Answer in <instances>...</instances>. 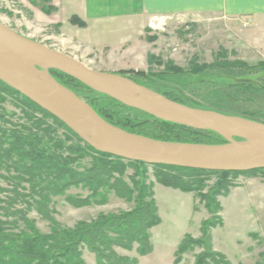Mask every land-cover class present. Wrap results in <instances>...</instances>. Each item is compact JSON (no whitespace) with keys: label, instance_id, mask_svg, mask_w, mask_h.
<instances>
[{"label":"rangeland","instance_id":"374dc122","mask_svg":"<svg viewBox=\"0 0 264 264\" xmlns=\"http://www.w3.org/2000/svg\"><path fill=\"white\" fill-rule=\"evenodd\" d=\"M174 18L164 17L159 19V22L152 23V29L145 31L143 38L134 39L135 48L127 46L116 55L110 54L108 50L84 54L80 52V46L68 41L64 36H59L53 29L41 30L34 21L32 9L26 1L0 0V23L17 34L55 51L68 52L64 54H69L93 71L130 78L138 85L146 86L171 101L175 100L184 106L208 111L216 110L212 109V104L216 101L215 90L225 88L228 93L232 92L230 107H234L238 112H246L255 118L253 121L264 123V94L259 91L252 92V90L264 88V70H246L239 66L232 70H214L210 67L218 62L240 63L241 65L246 63L251 66L256 64L259 58L244 60L243 54L233 49L235 37L230 34L227 25L220 19L211 18L209 21L194 23L186 18ZM131 50H133L132 53L129 52ZM126 51L129 53H125ZM195 68H198L199 71H195ZM54 76L62 85L75 90L79 97L92 108L100 110L103 116L108 115L112 118L111 121L106 119L107 121L119 128L125 127L124 130L127 132L158 141L165 139L169 142H175L173 140L207 142L209 139L204 134L196 137L191 131L187 132L177 128L172 131L165 129L155 118L124 107L117 102L115 104L113 100L88 91L81 86L77 87L68 79L58 75ZM25 100V97L14 93L0 82V138L3 132L8 136H11L12 132H17L24 136H30L31 140L38 137L46 149H52V145L58 139L62 140L66 147L75 146V143L64 142L68 134L65 127L50 115L45 116L37 108L29 106ZM219 111L215 112L241 117L228 109H219ZM7 139L8 144L10 137ZM80 140L82 141L79 144L80 147H84V144L90 146L81 138ZM6 146L8 145H4V148ZM91 163V158L81 161L80 171L89 168ZM146 170V183L155 185L154 169L147 167ZM262 175L264 176V173L258 172L253 176H230L228 180L233 186L232 188H240L244 185L243 178H253L259 181L264 179ZM133 176L134 168H127L124 181L129 186H131L129 179ZM15 177L17 174L10 169L9 165L0 169V200L14 199L16 201V197L12 194V191L15 190L13 188L16 186L12 187L9 181ZM204 177L207 180L205 188L197 194L191 193V200L188 201L171 199L166 195V192H175V195L185 198L190 196L155 185L154 199L161 223L149 231L152 252L143 257L139 256L135 249L131 252L115 249L116 253L122 257L136 259L137 264H173L175 252L185 236L189 235L192 239L199 240L201 238V223L210 218L199 196L206 195L211 200L216 199L214 196L210 198L215 191L213 187L223 178L217 174H209ZM135 180L138 181L137 178ZM19 185L16 191L20 195L27 196L31 192L27 183L21 182ZM45 185L41 183L40 187ZM101 195L106 201L105 204H91L82 208H72L67 200L68 198L84 199L88 197L89 192L83 188H69L61 195L50 196L48 206L51 211L50 217L61 228L74 229L79 223L95 221L99 215L120 214L130 211L134 207V203L128 204L115 197L112 192L104 190ZM101 199V197H97L98 201ZM24 200L27 201L28 198ZM17 201H20L19 198ZM226 205L228 208L225 209V219L235 218L237 224L227 225L226 228L223 227V230L214 233L215 246L228 255L231 262L226 260L229 264H264V227L259 223L246 224L244 218L240 217V214H236L240 211L235 210L237 212L231 214L229 203L227 202ZM242 206L244 205L242 204ZM26 207L25 203L20 202L13 204L10 210L24 212ZM1 215L0 213V221L6 222ZM26 218L34 232L41 236L49 235L50 223L39 217L36 212L28 211ZM14 220H18V217L7 218V221ZM241 224L244 226L238 227ZM18 226V228L7 232L17 236H21V233H30L24 229L21 222ZM212 242L213 237L211 236V248ZM190 248L181 256L179 264H195V258L202 253V250L192 246ZM82 261L84 264H96L94 256L86 250L83 251Z\"/></svg>","mask_w":264,"mask_h":264},{"label":"trees","instance_id":"16d2710c","mask_svg":"<svg viewBox=\"0 0 264 264\" xmlns=\"http://www.w3.org/2000/svg\"><path fill=\"white\" fill-rule=\"evenodd\" d=\"M41 1L45 4L49 3V0ZM52 11L51 7H47L43 12L49 15ZM70 22L80 27L84 26L75 18ZM243 64L218 62L210 67L214 70H232L238 66L246 70H264V62L251 66L246 63ZM195 71H199V69L195 68ZM49 73L57 82L59 81L54 75L68 79L77 85V87L81 86L91 91L76 80L57 71H50ZM7 88L17 93L9 87ZM71 90L79 97L75 90ZM258 91L264 94V88L261 90L257 89L256 91L252 90V92ZM231 96L232 92L228 93V90H225V88L215 90L214 98L217 102L215 101L212 104V109H216L214 111L218 112H220L219 109H228V111H232L242 118L255 120L254 117L248 115L246 112H238L234 107V109L230 107ZM25 101L29 106L37 108L45 116L49 115L29 100L26 99ZM172 101L175 102V100ZM113 102L115 103L116 101ZM92 109L105 121H107L106 119L111 121L112 118L105 115V113V116H103L100 110ZM50 117L59 122L51 115ZM107 122L110 123L109 121ZM158 122L170 131L177 128L187 132L191 131L196 137L204 134L209 138L207 142L173 140L175 143H224L220 137L210 132H199L171 123ZM59 124L67 129L68 134L64 142L75 143V146L70 145L66 147L65 143L58 139L52 145V149H46L38 137L31 140L30 136H24L17 132H12L11 136H8L5 132L2 133V137L0 138V169L9 165L10 169L17 174V177L9 180L12 187L16 186L13 188L15 190L12 191V194L16 197V201L14 199L0 200V205H5L0 206V213L6 220V222L0 221V264H84L82 261L84 250L94 256L96 264H137L136 259L119 256L115 249L127 252L135 249L136 253L141 257L152 252L149 231L153 227L158 226L161 220L158 216L154 199V185L153 183H146V168L149 166L139 162H126L122 159L114 158L86 144H84V147H80L79 144L82 143L80 138L61 122ZM120 129L124 130L125 127ZM8 137H10V143L7 144ZM161 141L169 142V140L165 139H161ZM4 145L8 146L4 148ZM86 158H91L92 163L89 168H84L80 171V162ZM129 167L134 168V176L129 179L131 186L124 181L125 173ZM151 168L154 169L156 184L165 188L178 190L182 193L197 194L202 192L207 181L204 177L206 175L217 174L222 176L223 179L214 185L215 191H213L210 197L213 198L214 196L216 199L211 200L206 195L199 196L200 201L204 203V207L210 215L208 220L201 223V238L194 240L189 235H186L175 252L173 264H179L181 256L191 249V246L202 250V253L195 258V264H229L223 255L214 252L211 248V230L222 226V219L219 216L221 206L217 198L226 196L229 189L233 187L228 180L230 176H253L258 172L264 173V170L248 173H218L166 166H152ZM21 182L27 183L30 187L31 192L27 196L20 195L16 191ZM41 183L46 185L40 187ZM69 188H83L89 192V196L84 199L68 198L67 202L72 208H82L91 204H105L106 201L101 195V192L104 190L114 193L115 197L128 204L134 203V207L130 211L120 214L99 215L95 221L91 223H79L74 229H63L50 217L51 211L48 208L50 204L49 198L50 196L61 195ZM97 197H101L102 199L98 201ZM17 198L20 201H17ZM25 198H28V200L25 201ZM20 202L26 204V211L10 210L13 204ZM30 210H33L39 217L50 223L49 235L41 236L33 231L34 229L26 218V214ZM15 216L18 217V220L7 221V218ZM20 222L24 226V229L30 232L29 234L21 233V236H17L7 232L18 228Z\"/></svg>","mask_w":264,"mask_h":264},{"label":"water","instance_id":"95a60500","mask_svg":"<svg viewBox=\"0 0 264 264\" xmlns=\"http://www.w3.org/2000/svg\"><path fill=\"white\" fill-rule=\"evenodd\" d=\"M50 71L159 121L220 137L223 144L158 141L126 132L102 119ZM0 82L48 113L95 150L126 162L218 173L264 170V123L190 108L23 37L0 23ZM89 134L93 141L86 140Z\"/></svg>","mask_w":264,"mask_h":264},{"label":"crops","instance_id":"0c3cea01","mask_svg":"<svg viewBox=\"0 0 264 264\" xmlns=\"http://www.w3.org/2000/svg\"><path fill=\"white\" fill-rule=\"evenodd\" d=\"M24 1L31 7L34 21L41 30L53 29L59 36L80 46L84 54L108 50L116 55L127 46L135 48L134 39L143 38L144 32L152 29V23L164 17H182L194 23L216 18L225 22L227 30L235 37L233 49L243 54L244 60L258 57L256 64L264 62V0H49L48 4L41 0ZM47 7L53 9L49 15L43 12ZM73 18L84 26L72 24ZM243 179L242 187L230 188L226 196L218 198L222 226L211 231L213 250L223 254L229 262L228 255L218 250L214 242V233L227 225L237 224L235 218L225 219L226 203H229L231 214L240 211L236 214H240L246 224L259 223L264 227V179ZM183 194L190 197L166 192L177 201L191 200V193Z\"/></svg>","mask_w":264,"mask_h":264},{"label":"bare ground","instance_id":"6f19581e","mask_svg":"<svg viewBox=\"0 0 264 264\" xmlns=\"http://www.w3.org/2000/svg\"><path fill=\"white\" fill-rule=\"evenodd\" d=\"M106 122H107V121H106ZM85 138H86V140H88L89 142L93 143V145H95V146L99 145V144L97 143V141H93V140H92V136H90L89 134H86Z\"/></svg>","mask_w":264,"mask_h":264}]
</instances>
